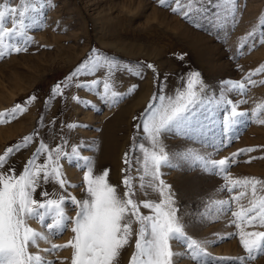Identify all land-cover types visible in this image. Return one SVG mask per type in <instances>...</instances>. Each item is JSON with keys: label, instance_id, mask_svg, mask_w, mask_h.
Segmentation results:
<instances>
[{"label": "rangeland", "instance_id": "rangeland-1", "mask_svg": "<svg viewBox=\"0 0 264 264\" xmlns=\"http://www.w3.org/2000/svg\"><path fill=\"white\" fill-rule=\"evenodd\" d=\"M4 5L19 10L28 7L25 23L33 25L25 30L31 37L26 51L15 53L5 48V55L0 57V113L10 112L17 104L26 109L17 113L15 119L0 123V131L6 134L18 130L0 141V155L23 137L38 133L26 149L12 155L10 163L16 173L23 170L41 142L51 149L62 146L69 154L75 146L80 157L91 158L95 174L109 172V183L116 186L118 193H124L122 180L127 176L132 181L131 198L138 203L157 202L161 197L155 187H148L155 183L150 180L151 172L145 179H139L145 175L144 152L152 150V140L144 126L162 103L174 99L178 91L186 88V74L199 71L207 94H201L203 102L194 105L189 115L195 114L194 126L200 131L187 136L163 132L159 139L169 154L198 153L211 160L228 158L229 162L225 170L205 171L195 158H174L176 167L161 168V178L170 186L165 189V195L172 194L186 234L204 243L207 257L198 264L205 261L212 264L221 257L246 256L239 242L240 231H264V226L259 221L249 226L247 218L242 222L231 213L247 212L253 201L258 203L264 198V123L259 122L264 120V107H261L264 106V73L256 72L264 65V43L260 42L264 37V0H237L236 10L231 12L216 0L212 4L204 0L208 13L201 20L203 28L195 27L182 13L171 11L177 6L176 0H170L168 6L159 5L158 0H26L24 4L21 0H0V7ZM31 5L38 10L33 12ZM217 17L221 21L219 28L213 27ZM6 26L12 28L10 19L6 20ZM22 39L17 37V43ZM181 54L184 59H177ZM86 57L99 59L104 68L93 75L82 74L78 80L90 83L93 79H109L106 58L118 66L111 79L113 90L120 98L115 102L102 99L101 84L98 91L69 89L63 98L56 97L46 104L51 88L64 81ZM147 64L155 66L156 77L146 67L142 74H135L140 66ZM129 67L133 72L124 70ZM250 74L254 83L248 80ZM238 81L245 83L243 91L231 88ZM132 85L137 87L129 92ZM196 90L199 92V85ZM73 95L85 103L77 104L72 100ZM31 96L37 99L25 105ZM221 98L233 101L237 111L247 113L227 132L222 124L225 106L220 103ZM258 108L260 114L256 119L252 113ZM116 115H120L117 146L114 154L107 156L105 148L109 142L105 140V132ZM70 124L78 126L69 128ZM249 148L255 151H246ZM240 150L245 151L234 155ZM126 153L128 164L124 162ZM45 159L46 154H42L37 163ZM60 163L70 184H82L86 170L82 159L62 157ZM245 178L259 182L254 186L255 192L252 184L233 187V181ZM141 184L145 187H140ZM43 187L35 194L38 200ZM46 187L50 194L61 191L52 183ZM65 192L77 199L85 198L82 188L67 187ZM65 207L68 215L75 217L73 206L69 203ZM140 212L151 214L143 207ZM236 224L240 227H235ZM28 225L44 233L37 220H28ZM71 227L69 224L67 229ZM138 227L133 223L132 252L129 263L122 264H131ZM68 235L60 240L63 245L53 251L44 252V247H52L44 245V241L30 245L28 251L52 264H71L67 262L73 254L66 245L74 233ZM172 246L184 250L179 241H172ZM178 264L194 262L183 256L178 258ZM245 264H264V254L246 260Z\"/></svg>", "mask_w": 264, "mask_h": 264}, {"label": "snow or ice", "instance_id": "snow-or-ice-1", "mask_svg": "<svg viewBox=\"0 0 264 264\" xmlns=\"http://www.w3.org/2000/svg\"><path fill=\"white\" fill-rule=\"evenodd\" d=\"M170 0H158L161 6H168ZM214 0H207L212 4ZM217 3L225 5L228 10L235 11L237 0H216ZM26 3V0H21ZM183 3V7L181 4ZM176 7H172L173 13H182L183 17L192 23L195 27L203 28L202 19H206L208 9L204 6V0H176ZM33 12L38 9L31 5ZM43 7V5H41ZM28 7L19 10L16 7L4 5L0 7V57L5 55L3 49L9 52L20 53L26 51V45L31 37L26 35V29L31 28L32 24H26V13ZM12 28L6 26V20H9ZM221 26L220 18L217 17L213 22V27ZM17 37L23 39L17 43ZM264 43V37L260 39ZM95 53V50H92ZM177 59L183 60V54ZM107 76L109 79L101 81L93 79L89 82H81L78 78L83 74L85 76L93 75L98 69H103L104 64L99 59L86 57L83 62L61 83L55 84L51 90L46 104H50L56 97L63 98L69 89H88L99 90L101 84L103 87L102 99L115 102L119 94L113 90L114 82L111 79L112 74L118 69V66L107 62ZM153 70L154 77L157 76V70L153 64L140 66L135 74H142V69ZM133 72V68L124 69ZM257 73H264V65L256 70ZM255 74V73H253ZM251 75L248 77L251 81ZM183 83V82H182ZM200 86L199 92L196 90ZM233 89L241 91L245 88L243 81L233 82ZM137 86L132 85L129 92ZM207 94L201 81V73L191 70L186 74V88L178 91L175 98H168L166 103H162L150 120L145 124L144 131L150 134L152 140V150L145 151L143 156L144 176L139 179H145L148 172H151L150 180L155 182L148 187H155L156 194L161 197L157 202L144 200L137 202L133 198L132 181L125 176L122 183L125 187L123 194L118 193L116 186L109 183V172L105 170L102 174H95L90 157H80L77 147L71 148V154L64 152L62 146L51 149L47 144L41 142L33 153L32 157L26 162L23 170L17 174L15 168L11 165V157L21 149H26L34 140L38 133H33L23 137L22 141L16 145L8 147L3 155H0V264H52L50 261L42 260L40 255H34L28 251L29 246H37L39 241L47 242L48 236L38 232L28 225V220L34 219L50 233H59L67 230L71 224V232L74 233L73 239L68 242L73 251L71 264H114L118 258L120 250L129 243L133 235L132 225H139L136 232L135 249L136 252L131 257V264H178V258L188 256L194 264L207 257L204 243L192 238L186 234V230L178 218V208L175 206V200L171 193L165 195L166 185L161 178L162 166L176 167L173 163L174 158L188 160L195 158L203 170L219 168L225 170L229 162L228 158L220 160H211L200 156L198 153L192 154L181 152L169 154L160 142V136L163 132H175L178 136H187L199 132L200 129L194 126L193 116L189 115L192 108L197 103L203 102L201 94ZM37 97L31 96L24 102L26 105L30 101H35ZM72 100L77 104L85 103L79 96L73 95ZM90 103V102H88ZM220 103L225 107V115L222 120L224 130L227 132L232 125L238 122V118L247 115L242 111H237L236 104L228 99L221 98ZM264 107V106H261ZM26 109L21 104H17L10 112L0 113V123L8 122L16 118L17 113H22ZM260 109L252 113L253 117L259 119ZM264 123V120H260ZM78 125H68L69 128ZM66 143V141H65ZM245 150H240L242 154ZM246 151L252 152L255 149L249 148ZM42 154H46V159L42 163L37 160ZM127 153L125 154V164H128ZM82 159L84 161L83 182L79 185L70 184L64 178V172L61 167V158ZM78 167L80 165H77ZM82 168V170H83ZM55 184L61 191L50 194L46 185ZM259 183L254 179L245 178L243 181H233V187L236 184L253 185ZM40 199L35 198L38 189ZM67 187L82 188L85 198L77 199L75 196H69L65 190ZM140 187H145L141 184ZM71 204L75 210V217L68 215L66 205ZM225 202H221L223 205ZM147 209L151 214L143 215L140 208ZM232 216L241 219L247 218L249 226H255L259 221L264 226V198L258 203L253 201L252 207L247 212H232ZM50 221V222H46ZM235 227L239 228L240 224ZM172 241H179L184 245V250L174 249ZM239 242L247 253L246 256L238 258H217L212 264H245V261H251L258 255L264 254V231H243L239 233ZM206 243V242H205ZM58 245H52L53 251ZM205 264H208L205 261Z\"/></svg>", "mask_w": 264, "mask_h": 264}, {"label": "bare ground", "instance_id": "bare-ground-1", "mask_svg": "<svg viewBox=\"0 0 264 264\" xmlns=\"http://www.w3.org/2000/svg\"><path fill=\"white\" fill-rule=\"evenodd\" d=\"M119 117H120V115H116L109 122L108 127L106 128L105 140L107 139L108 142H109V147L106 146V148H105L107 150V156L113 155L114 154V151H115V148L117 146L116 134L118 133V126L120 124ZM16 131H18V130L16 129L15 132H13L11 134H9V133L6 134V133L0 131V141L12 137V135L15 134ZM121 262H122V254L120 252L118 258L116 259V261H114V264H122Z\"/></svg>", "mask_w": 264, "mask_h": 264}, {"label": "crops", "instance_id": "crops-1", "mask_svg": "<svg viewBox=\"0 0 264 264\" xmlns=\"http://www.w3.org/2000/svg\"><path fill=\"white\" fill-rule=\"evenodd\" d=\"M46 222H50V221H46ZM66 231V230H65ZM65 231H63V232H59V233H50V232H48L45 228H44V234H46L47 236H48V240H47V242H45L44 241V245H53V244H55V245H58V246H60V245H63V243L61 244V242H60V240L64 237V235L66 236V233H69V235L68 236H71L72 235V233H71V230L69 229H67V231L65 232ZM55 240V241H54ZM63 240H65V239H63ZM69 240V239H68ZM131 240H132V237L130 238V240H129V243L127 244V245H125L121 250H120V252H121V254H122V263H129V259H130V255H131V252H132V246H131ZM59 248V247H58ZM47 248H45L44 247V252H46L45 250H46ZM48 249H51V248H48ZM58 250H60V249H58ZM65 250V249H64ZM68 251H70V252H72V254H73V249L69 246L68 247ZM49 252V251H48ZM71 260L72 259H70V261L69 262H67V263H71Z\"/></svg>", "mask_w": 264, "mask_h": 264}]
</instances>
